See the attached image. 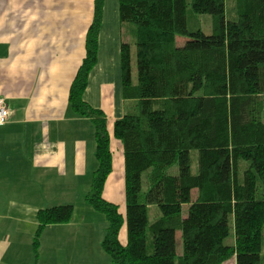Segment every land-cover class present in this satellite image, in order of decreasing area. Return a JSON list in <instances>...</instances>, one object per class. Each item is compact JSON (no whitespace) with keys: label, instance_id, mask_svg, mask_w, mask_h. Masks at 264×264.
Returning <instances> with one entry per match:
<instances>
[{"label":"trees","instance_id":"trees-1","mask_svg":"<svg viewBox=\"0 0 264 264\" xmlns=\"http://www.w3.org/2000/svg\"><path fill=\"white\" fill-rule=\"evenodd\" d=\"M103 3L93 2L84 57L68 92L72 113L93 125L96 169L84 200L104 215L101 248L111 264H175L178 233L177 264H261L264 0H189L194 15L210 16V34L197 22L188 30L186 0H118L132 42L119 49L125 113L111 133L105 114L83 99L97 62ZM111 139L122 149L125 216L102 197L112 172ZM72 218L69 204L38 210L34 255L45 227ZM230 225L233 241L225 245Z\"/></svg>","mask_w":264,"mask_h":264},{"label":"crops","instance_id":"crops-1","mask_svg":"<svg viewBox=\"0 0 264 264\" xmlns=\"http://www.w3.org/2000/svg\"><path fill=\"white\" fill-rule=\"evenodd\" d=\"M93 2L0 0V98L8 109V120L0 126V264H96L97 258L81 249L92 243L73 233L103 222L96 224L93 216L86 225L85 220L78 223L76 207L69 223L45 227L36 256L32 251L37 211L73 204L69 192L74 196L80 184L89 191L96 169L93 125L68 106ZM131 42L128 27L119 20L118 0H104L97 62L83 99L105 114L110 133L125 113L119 49ZM113 140L110 146L120 153L113 159L114 172L123 160L121 145ZM120 182L106 181L107 201L106 192L118 190ZM58 228L68 236L56 237Z\"/></svg>","mask_w":264,"mask_h":264},{"label":"rangeland","instance_id":"rangeland-1","mask_svg":"<svg viewBox=\"0 0 264 264\" xmlns=\"http://www.w3.org/2000/svg\"><path fill=\"white\" fill-rule=\"evenodd\" d=\"M187 3V8H186V17H187V28L189 31L193 32L195 30V22H197L199 24V28L200 30L205 33V34H210V26H211V21H210V16L208 15H194L191 10H190V6H189V0H186ZM178 43L179 45L182 44V39L178 38ZM132 75H133V81H136V65H135V61L133 60L132 62ZM84 95V94H83ZM1 99V98H0ZM6 104V103H5ZM7 106V105H6ZM112 129V128H111ZM108 131L110 133V128H108ZM115 141V140H113ZM112 141V142H113ZM116 143H119L118 141H115ZM94 143V140H93ZM92 143V144H93ZM110 150L112 152V163H113V159H116L117 155L119 156L120 153L118 154L119 151L116 150L115 146H110ZM122 154V150L120 151ZM195 157V156H194ZM123 160V158H122ZM123 168V163L121 162L120 164V170L116 169L113 172V165H112V172L109 175V177L107 178V182H117L119 184L120 180L123 179V183L120 182L121 186L120 188L117 190L116 188H113L112 191L110 192H106V197L108 198V202L114 204L117 206L119 213L122 216H125V194H124V178H122V175L120 173V171H122ZM192 170L195 171L196 170V158L193 160L192 166H191ZM170 173L172 175H176L177 174V167H173L170 170ZM146 177H147V172L143 173L141 175V185H142V190L145 191L147 188V181H146ZM106 183V182H105ZM91 184V181H90ZM105 185V184H104ZM77 187L74 188V192L75 195L73 196V192L72 190L69 192L70 197L73 198L74 202L73 204H69L72 205L73 207V213H74V208L76 207V213L78 216L79 220H76L78 223L85 220V222L83 221V223L86 225V220L87 221H92V217H96V219H94L95 223L97 224L98 221H102L103 224L102 225H94L91 230L88 229L87 227L80 229L81 231L75 232L73 233V237L82 239V238H86L87 239V243L86 244H91L90 246H85V244H83V246L81 247V249H85L90 251V255L92 258L96 257L97 259H93V261L97 264H104L103 259H108V261H110L109 257L107 256V254L103 251V249L101 248V241L102 238L105 234V218L104 215L101 213L96 212L95 210H93L86 202H85V195L87 194L88 191H85L84 187L82 184L80 185H76ZM192 198H195L196 196V191H193L191 193ZM102 197L107 201V199L105 198L104 194L102 193ZM82 207V208H81ZM84 208V210H83ZM155 208L152 207L150 216L152 217V214L154 213ZM186 211V210H185ZM89 226V225H88ZM62 228H58L57 231L55 232V236H63V237H67L68 236V232H62L61 231ZM54 236V237H55ZM121 236V237H120ZM46 238H48V236H46ZM119 241L122 245H125L126 242V226L125 223L123 224V226L121 227L120 231H119ZM233 241V229L232 226L230 225V230H229V236L224 240V244L225 245H230ZM71 249V248H70ZM182 249H181V241H180V235L178 233H176V258H175V264H177V258L181 255ZM261 259L262 262L261 264H264V228L262 231V245H261ZM224 264H234V260L230 259L227 262H225Z\"/></svg>","mask_w":264,"mask_h":264},{"label":"built area","instance_id":"built-area-1","mask_svg":"<svg viewBox=\"0 0 264 264\" xmlns=\"http://www.w3.org/2000/svg\"><path fill=\"white\" fill-rule=\"evenodd\" d=\"M8 119V109L5 104V101L1 98L0 99V126L4 125Z\"/></svg>","mask_w":264,"mask_h":264}]
</instances>
